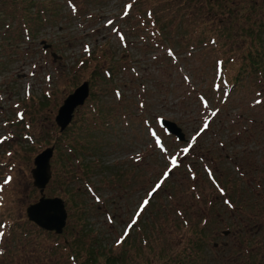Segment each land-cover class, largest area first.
<instances>
[{
    "label": "rangeland",
    "instance_id": "374dc122",
    "mask_svg": "<svg viewBox=\"0 0 264 264\" xmlns=\"http://www.w3.org/2000/svg\"><path fill=\"white\" fill-rule=\"evenodd\" d=\"M48 1L56 8L50 13L55 24L38 22L40 33L28 40L25 26L20 29L8 26L27 14L10 7V0H4L5 5L0 0V242L4 241L3 247L0 243V264H81L88 258L87 250L95 239L104 241L108 256L122 255L128 264H165L170 256L176 257L174 264L180 258L191 263L190 242L200 238L196 232L204 226L208 228L207 240L197 264H264V228L262 234L258 233L263 224L257 220L259 215L256 218L260 202L264 205V124L258 127L263 136H258L251 131L253 127L248 121L238 123L236 132H223L226 126L217 120L211 131L196 141L202 116L205 119L208 113L200 108L197 96L191 95L198 86L202 90L210 84L215 77V61L228 56L219 57L220 48L203 47L207 33L222 31L229 25L241 30L251 4L264 0ZM39 4H43L41 0ZM129 6H133L132 15L125 21L122 15L126 16ZM255 9H264V4ZM137 17H147L144 28ZM148 17L154 18L159 43L166 47V52L174 49V58L178 60L173 61L160 50L148 53L147 58L139 51L146 43L142 28L151 26ZM252 17L255 19L256 14ZM15 30L22 32V39L15 36L18 35ZM121 31H126L127 40L117 36ZM193 45L195 50L189 56L188 48ZM222 48L225 54L230 51V47ZM136 56L139 57L135 59ZM224 61L227 73L235 74L237 63ZM107 68L113 71V79L104 78L108 83L103 85L97 75ZM186 76L193 79L194 88L188 86ZM86 82L93 92L103 93L80 109L68 129L81 127L82 136L93 141L94 132L105 138L106 143L101 141L97 153L109 170L117 163L109 178H93L85 174L82 157H72L67 162L74 173L65 176L64 184L70 180L68 189L81 191L86 202L82 206L92 231L87 236L82 234L75 218L77 207H72L68 190L57 183L62 148L67 153V141L79 133L64 137L56 123L64 101ZM116 90H121V97L116 96ZM254 93L249 86L245 90L235 88L229 106L235 115L255 117L258 123L264 121V109L250 106L257 98ZM208 96L216 100L214 95ZM183 97L188 98L185 104ZM96 103L109 110L104 118L92 112ZM160 117L175 123L185 142L169 136L160 125ZM84 124L92 128L84 129ZM59 137L62 138L58 143ZM160 138L169 150L165 157L155 147ZM114 139L118 141L112 142ZM224 143L230 147L224 148ZM53 147V177L45 196L59 197L67 206L68 224L60 236L39 229L27 215L28 207L41 199L34 187V161ZM190 151L197 156H191L193 159L202 157L200 162L187 161L195 166L196 173L186 165L172 172L164 184L160 182L155 187L159 191L148 207L145 201L150 200L149 191L168 166L167 159L172 164L171 156L172 161L182 160ZM231 153L248 160L252 168L241 175L240 165L231 158ZM136 158L140 160L135 161ZM174 169L172 165L168 168ZM211 172L226 191L225 197L235 204H249L251 221L225 204L210 181ZM89 181L90 191L101 199L96 200L89 193L86 188ZM240 228L254 230L241 233ZM228 230L231 234L223 237V231ZM69 238L83 241V258L76 257ZM253 238L257 241L249 244ZM258 238H262L263 244ZM164 255L165 260L161 259ZM96 264L107 263L100 258Z\"/></svg>",
    "mask_w": 264,
    "mask_h": 264
},
{
    "label": "trees",
    "instance_id": "16d2710c",
    "mask_svg": "<svg viewBox=\"0 0 264 264\" xmlns=\"http://www.w3.org/2000/svg\"><path fill=\"white\" fill-rule=\"evenodd\" d=\"M10 7H16L18 10H23L25 13V15L27 14V17H19L18 19L20 20H14L12 21V24L8 25L9 28L13 25H16L18 27V29L21 28V26H25V30H26V35L28 36V40H30L32 37H37L39 32L38 26H36L38 24V22H40V24L43 23H49V24H55V20H51L50 19V13L53 12V10H56L55 7H51V3L48 0H41L43 4H39L40 0H10ZM4 2V0H3ZM51 2H53V0H51ZM3 5L7 4V3H2ZM264 4V1H254L251 6L248 8V13L249 15L247 16V18L245 19V25L243 27H240L241 30H237L236 28H231L232 26L229 25L226 28H224L222 31H216V30H212L210 32L207 33V37L208 39L202 40V45L203 47H213L214 49H219L220 48V56L218 53L217 56L219 57H223L224 55H228L226 56L227 58H223L226 61H232V63L236 62L237 63V67H235V74L233 75H229L227 73V69L225 68V61L222 58H218L215 61V77L213 78V80L210 82V84L205 87L202 88V90L200 89V87L198 86V89H194V92H191V95H196L198 98V102L200 104V108L202 110L205 111V114L208 113V115L205 117V119H203L202 116V124L200 126L199 132L200 135L196 136L195 139L197 141V139L206 132H210L211 131V125L213 123H215V121H217L218 124H223L226 127L223 128V132H228V131H232V132H236V126L238 123L243 122L247 124V121L250 122L249 126L253 127L251 131L256 132L258 136H263L262 135V131L258 129V127H260L261 124H264L263 120H258V123L255 121L257 120V118L255 117H247L246 115H242V114H237L235 115L233 112H235V110L229 106V101L231 100V95L232 92L235 91V88L239 89V90H245L248 88L250 89H254L255 93L257 96V98L255 100L252 101L251 103V107L254 109L256 107H261L262 109H264V9H255V7ZM36 7L38 8L35 12L34 10L36 9ZM133 9V6H129L127 12H126V16L122 15V17H124L125 21H127L128 19L131 18V11ZM0 12H2V10H0ZM254 13L256 14L255 19L252 17V15H254ZM29 14V16H28ZM49 14L45 17H43L44 15ZM147 15H148V11H147ZM257 15H262V16H257ZM127 17H130L128 19H126ZM142 17V16H141ZM141 17H137L139 24L141 23V26L144 28V24L147 21V17L141 18ZM43 18L45 20H43ZM154 18L148 17V21L150 22L151 26L147 27L146 30L142 28L141 32H146V43L144 44L145 46L143 47V49H140L139 51H141L143 53L144 56H146L145 58H147L149 56V54L153 51L157 52V51H161V54L163 52H165L163 55L169 57L170 59L174 60H178L177 58H174V49L171 50V52H166L165 50V46L159 43V40L157 39L156 33H155V28L154 27ZM44 21V22H43ZM123 21V22H125ZM3 26L5 27L6 25L3 24ZM157 29V28H156ZM243 31L245 32V34H243ZM15 32H18V35L16 34L15 36H18V39H22V32L19 30H15ZM20 32V33H19ZM24 32V31H23ZM20 34V35H19ZM117 36L123 37V39L127 40V33L126 31H121L119 33H116ZM12 33L10 34L11 37ZM24 38V37H23ZM189 40V39H187ZM185 42V41H184ZM184 42H181L182 44H184ZM227 42H231V44H228ZM223 45L225 47H230V51L227 52L226 54L223 53ZM162 46V47H161ZM178 46V45H177ZM180 48H182V45L179 46ZM195 47L190 46L188 48V52H189V56L192 55L191 51H194ZM163 51V52H162ZM149 53V54H148ZM136 56L135 59H137ZM138 61V60H137ZM136 62V61H134ZM177 63V62H176ZM111 67L114 68L115 65L113 63H111ZM238 68V69H237ZM231 69V67H230ZM237 70V72H236ZM132 71H134L132 69ZM105 74V75H104ZM99 81L104 85L107 84L108 81L104 80L105 79H113V71L110 70L109 68L104 70V73L102 72L101 74L97 75ZM185 81H187L188 86L191 88L193 87V79L189 77H185L184 78ZM142 87H144V89L146 88V86L144 84H142ZM194 88V87H193ZM103 92L99 91V92H93L91 90V95L89 100L87 101V103H89L90 100H94L96 96H100ZM116 96L121 97L122 93L121 90H116L115 91ZM214 95L216 100H212L210 98V96L208 95ZM139 98H141V96H139ZM177 98H181V96H178ZM185 100H183V104L186 103V101H188L187 97H183ZM86 103V104H87ZM100 103H96L95 106H93V110L92 112L94 113V115H97L100 118H104V116L108 113V109L107 108H103L100 107ZM255 105V106H254ZM199 115V113L197 114ZM236 116V117H235ZM82 117H84V115H82ZM245 117H247L245 119ZM162 118V117H160ZM249 118V120H248ZM87 118H83L82 120H86ZM136 121H147L149 123V125L151 126L152 123L149 122V120H147V118H145V120L143 119H134ZM85 122V121H84ZM95 126H97V122H94ZM216 123V124H217ZM246 124H244V127H246L248 129V127L246 126ZM257 127H254L253 125H255ZM205 125H207V127H205ZM230 125H232L233 127H230ZM229 126V127H228ZM235 126V127H234ZM78 127V126H77ZM81 127L79 128H75L73 131L71 129H67L66 132H64V137L69 133L70 135H75L74 132L78 131L79 136H77L75 139L70 138L69 139V143L67 141H65L66 146L68 147V152H65V149L62 148V153L63 156L62 158L59 160L60 166H61V171L59 172V175L57 177V183H59V187L61 189H67L68 190V194L70 197V203L73 204L72 207H77L75 213H76V220L78 221V223L81 225L82 227V234L83 235H88L91 234L92 231L89 228V222H88V218L86 217V209L84 206L86 202L84 201V199H82V193L79 190H70L68 189L69 185H68V181L65 182L64 184V179L66 175H72L74 173V171L70 168V166H68V161H71L72 157H74L75 159L82 157L85 164H84V172L87 175H92L93 178H102V177H106L109 178L108 175H110V173H112L113 171L116 170V164H114V166L109 170V166L102 163L101 158L102 156H99V154L97 153V151L99 150V145L102 141V143H106V139L101 137V136H96V132L93 133V137H94V141L92 139H90L89 136H82V130H80ZM92 127H89L88 125L86 126L84 124V129H91ZM82 129V128H81ZM249 130V129H248ZM72 131V132H71ZM242 133V132H241ZM62 134V135H63ZM257 138H260L258 137ZM62 137L58 138V143L60 142V139ZM226 140H228V138L226 137ZM118 139H114L112 140V142H117ZM240 141V137H237V142ZM62 144V143H61ZM94 144V145H93ZM196 145V142L193 144L192 149H194ZM56 146V145H55ZM156 147V146H155ZM167 147V146H166ZM223 147H230V144H223ZM237 148V147H235ZM168 149V147H167ZM169 152V150H167ZM160 152V151H159ZM164 157L167 156V153H164L163 150L160 152ZM190 155L188 156H184L185 159L182 160H176L174 159L172 161V156L171 158V162L172 164L169 163V159H167V163L168 166L166 167V169L163 171V174L161 176V178L156 181V183L152 186L153 190H155V187L160 183V180H162L163 184L165 183L166 180H168L171 177L172 172H174L177 169H181L183 167H185L184 165L187 166V168L190 169H194V165L190 164L189 162H200L202 157H199L198 159H193L192 157H197L194 156V154L190 151L189 153ZM232 155L231 158L236 160L237 164L240 165L239 167V172L241 175H243L245 173V171H248L250 168V163L248 160H243L241 158H239L238 155L231 153ZM94 156L98 157V158H94ZM192 156V157H191ZM140 157V156H139ZM150 157V156H149ZM166 159V158H165ZM189 161V162H187ZM97 163V164H96ZM186 163V164H185ZM97 169L95 168V165ZM173 166L175 169L174 170H168V168L170 166ZM253 166V165H252ZM255 167V165H254ZM95 170V171H94ZM195 172V169L193 170ZM191 172V171H190ZM196 173V172H195ZM195 174L192 176V178H195ZM224 176V174H223ZM90 178V177H89ZM85 179V178H84ZM88 180V179H85ZM210 181L213 183V186L217 189V191L219 192L220 195L223 196V200L225 202V204L231 208V210L238 212L241 217H245L246 219H248V221L250 220V216L248 215V208H250L249 204H245V205H240V204H235V202L231 199L229 200L228 197H225L226 195V191L224 190V188H222L219 183L217 182L214 174L212 175L211 172V176H210ZM162 184V186H163ZM223 187H225L223 185ZM86 188L89 190V193L95 197L96 200L101 199L99 196H97V194H95L94 192L90 191L91 190V183L90 181L86 184ZM256 189V188H255ZM159 191V190H158ZM240 196V195H239ZM259 196V195H258ZM243 199V196H240V200ZM79 200H81V203L79 202ZM151 200H148V207L150 206ZM81 204V205H79ZM261 206L258 210V214L256 215V218L259 215V218L257 219L258 222L260 224H263L259 230L258 233H261L262 228H264V217H262V214H264V205L263 202H260ZM241 206V207H239ZM147 207V208H148ZM236 207H238L236 209ZM261 210V212H260ZM236 214V213H235ZM237 215V214H236ZM187 222V221H186ZM253 225H256V221ZM254 226H252L253 228ZM207 230L208 228H206L205 226L198 230L196 232V234H199L200 238L194 239L192 240L189 246V256L191 257L190 261L191 263H186L185 258H180V262L178 261L177 264H197L199 259H202L203 256V249L202 247L204 246L203 242H205L207 240ZM254 229H249V228H245L243 230V228H240V232L243 233L244 231H251ZM229 231V230H228ZM231 233V231H229ZM71 233V232H70ZM69 233V234H70ZM68 234V235H69ZM224 234V231L222 233V235ZM223 237H225L223 235ZM255 239V240H254ZM255 241H257L256 238H253V241L249 242L250 243H254ZM68 242H70V245H72L75 249L76 253V257H82L83 258V241H75V240H70V238L68 239ZM246 242V240H245ZM258 242L263 244L262 238H258ZM76 246H80V250L78 247ZM219 245L216 244V247H218ZM79 250V251H78ZM108 247L105 246L104 241L100 240V239H95L92 242V245L90 247L89 250H87V255L88 258L82 262L81 264H96L100 258H105L106 263L107 264H128L125 263L122 258L123 256H108L107 253ZM250 254V251H249ZM248 254V255H249ZM251 256V255H250ZM125 258V256H124ZM166 255L162 256L161 259L165 260ZM176 257H171L169 258V261H165V264H174L176 262V260H174ZM173 262V263H171ZM129 264H133V263H129Z\"/></svg>",
    "mask_w": 264,
    "mask_h": 264
},
{
    "label": "water",
    "instance_id": "95a60500",
    "mask_svg": "<svg viewBox=\"0 0 264 264\" xmlns=\"http://www.w3.org/2000/svg\"><path fill=\"white\" fill-rule=\"evenodd\" d=\"M90 83L86 82L78 87L73 94L69 95L59 109L56 123L60 127V132L64 133L73 123L79 108L83 107L90 98ZM161 125L172 136L178 138L180 142H185V136L178 126L165 119L161 120ZM55 147L47 148L34 161L35 168L32 171L34 186L40 192L41 199L28 207L27 215L29 221L36 224L41 229L62 235L67 227L69 214L66 204L59 197L49 198L45 196V190L52 177V159L54 157ZM225 232V235H228Z\"/></svg>",
    "mask_w": 264,
    "mask_h": 264
},
{
    "label": "snow or ice",
    "instance_id": "6c2138e0",
    "mask_svg": "<svg viewBox=\"0 0 264 264\" xmlns=\"http://www.w3.org/2000/svg\"><path fill=\"white\" fill-rule=\"evenodd\" d=\"M205 127H207V125H205ZM145 203H147V201H145Z\"/></svg>",
    "mask_w": 264,
    "mask_h": 264
}]
</instances>
